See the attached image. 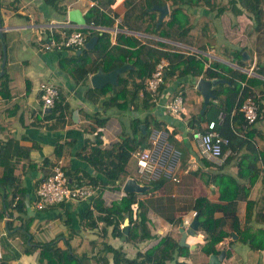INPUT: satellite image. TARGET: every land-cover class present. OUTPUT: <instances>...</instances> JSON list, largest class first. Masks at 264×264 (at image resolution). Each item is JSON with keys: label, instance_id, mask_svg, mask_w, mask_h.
<instances>
[{"label": "crops", "instance_id": "1", "mask_svg": "<svg viewBox=\"0 0 264 264\" xmlns=\"http://www.w3.org/2000/svg\"><path fill=\"white\" fill-rule=\"evenodd\" d=\"M233 2L208 0V3L190 7L188 14L189 33L193 37L191 43L128 27L123 19L127 11L125 0H98L99 9L109 15L113 22L111 25H95L83 31L87 35L92 29L109 31L111 43H116L117 35L121 33L132 37L133 41L138 40L139 43L163 50H175L184 55L190 50L201 52L208 57L207 63L216 60L232 70L241 71L264 82V0H260L263 14L258 27L247 10L233 12V7H240L239 3ZM164 4L167 5V13L159 20L161 11L158 5ZM173 6L171 0H163L154 3L151 12L159 23L169 17ZM210 6L215 10H209ZM219 7L223 10L217 12ZM72 8H79L85 17L90 8L89 0H0V147L1 151H4L0 155V175L5 164L8 166L9 162L14 164L16 175L15 181L5 186L0 180V264H46L41 254V245L52 242L60 248H72L82 257L83 264H116L105 246L106 243L121 246L127 256L133 257L137 251L143 252L155 245L160 236L167 233L179 239V223L173 224L169 220H191L194 216L192 211L196 197L204 196L216 202L219 199L218 186L208 181L207 173L221 165L204 163L193 139V131L198 126L195 122L196 125L190 123L192 117L196 119L203 104L202 95L195 86L199 77L195 80L174 78L164 81V89L155 94L154 108L135 107L132 104L125 108L109 105L104 98L110 84L115 80L104 81L98 86L93 85L92 79L99 70L77 81L71 74L75 50L70 47L44 50L42 47L50 29L57 38H61L63 31L79 27L74 21H66L68 10ZM116 16L121 17L119 23L115 22ZM145 19L152 20L148 16H145ZM130 24L132 25L131 21ZM155 41L164 42L170 47L155 44ZM124 42V48L134 47L130 42ZM2 43L5 44L6 51L3 72ZM244 51L249 55L248 59H243ZM90 55L92 59L100 58L96 52H91ZM252 63L254 69L249 74L247 70ZM130 67V63L125 62L109 72L118 69V73H124ZM224 74L236 78L234 74ZM42 81H50L58 87V103L62 105V109L42 105L38 89ZM262 88V83L254 86L252 94H258ZM179 91H183L185 107L179 114H173L168 105L173 93ZM139 96L141 97L142 93ZM222 98L223 95L217 101ZM49 112L52 114H47ZM94 116L103 117L104 123L98 126L96 131L88 132L87 127ZM146 116L160 122L158 127L150 124L149 132L152 128L165 129L168 132V140L181 150L177 170L181 180L175 183L163 178L157 185L152 186L153 192L162 194L154 195L150 200L152 204L147 203L148 215L154 221V225H149L155 234L138 245L126 242L120 237H113L110 227L106 231L103 229V222L97 219L96 208L110 205L119 199L124 193L123 186L107 181L104 175L90 169L89 163L82 155L90 152L91 148L85 145V141H92L97 131L101 147H110L112 143L129 136L134 118ZM204 122L200 120L198 124ZM234 129L239 137L233 141L234 156L225 160L220 170L233 176H236L239 170L249 174L244 168L254 163L261 172L246 198L253 202L250 217H246L247 202L244 198L235 202L236 226L233 225L229 209L225 212L221 209L214 212L215 217H221L223 213L227 215L222 229L228 234L215 244L220 250L211 253L218 254L222 249L225 250L224 258L219 264H264V248H250L248 242H243L237 233L243 230L245 223L248 224L250 232L264 229V165L259 155V151L264 148V114L257 125L242 123L241 126L237 120ZM58 143L63 145L59 155L55 150ZM241 157L243 161H240ZM57 160L62 161L63 169L74 184L76 180L72 176L78 173L76 170L90 169L91 175L98 178V193L94 198L97 197L100 202L96 208L93 198L68 200L46 206L37 204L36 189L39 180L52 171ZM130 160L132 159L129 158L128 163ZM240 166L242 168H239ZM248 176H241L239 181L246 183ZM136 197L144 199L140 194ZM158 200H161V203ZM19 201H22L23 205L20 203V208L17 209L15 203ZM157 204L164 213L157 209ZM88 209H92L93 214L85 218L83 214ZM158 215L161 219L162 215L166 216L163 225H159ZM93 220L96 224L90 225ZM173 229L179 233L175 235ZM209 239L210 235L201 229H197L194 235H187L186 246L189 253L180 255L177 259L188 264H210L209 255L201 251V247ZM254 240L264 242V235L258 234Z\"/></svg>", "mask_w": 264, "mask_h": 264}, {"label": "trees", "instance_id": "2", "mask_svg": "<svg viewBox=\"0 0 264 264\" xmlns=\"http://www.w3.org/2000/svg\"><path fill=\"white\" fill-rule=\"evenodd\" d=\"M162 1L163 0H125L127 11L123 18L124 24L128 27L131 26V28L134 29L152 32L169 39L191 43L193 37L189 33L190 17L188 10L190 7H196L205 2L208 3V0H171L174 6L171 8L169 17L158 23L155 14L151 12V7L154 3ZM233 1V4H240V7H233V12H240L242 9L247 10L253 16L256 26L258 27L261 24L263 9L260 5V0ZM209 10L212 11L215 10V8L210 6ZM221 10H223L222 7L217 8V12ZM145 16L150 17L152 20H146ZM85 19L88 25L92 22L93 27L95 25H111L113 22V19L99 9L98 5L89 8L85 13ZM206 26H208V24H206ZM84 30H86V28H84ZM93 35L97 36L93 48L75 50V56H72L73 65L71 74L75 80L80 81L86 78L89 73H94L98 70L109 72L112 68L121 66L125 62L130 63L131 67L124 73H118L115 82L110 84L109 90L106 91L107 95H105L104 99L112 106L125 108L132 104L135 107L154 108L156 105V97L146 89V79L150 76L156 62L162 56L167 57L169 60V64L165 70L164 81L174 78L179 80L191 78L195 80L200 76L208 78H225L226 81L212 87L214 97L210 98L204 111L199 112L196 119L194 117L191 118L190 123L192 125L197 124L199 127L200 125L198 123L200 120L217 121L218 113L224 111L226 113V118L220 126V129L221 132L230 139L229 145L223 147V150H226V148L230 149L225 160L234 156L233 150L235 149V144L233 141L235 138H239L234 129V123L237 120L240 122L241 126L242 123H245L244 115L239 111V107L243 99L250 93H253L252 90L254 86L260 83L264 86L263 81L254 76H247L241 71L232 70L227 65L216 60H212L207 64L208 57L201 52L184 55L175 50H163L146 43H139L138 40H134V42L132 37H128L121 33L117 35L116 43H111L110 32L106 30L100 31L92 29L88 33L87 39ZM124 41L130 42L134 47L124 48L122 46V43H125ZM155 42V44L170 47L164 42ZM91 52L98 53L100 58L92 59L90 55ZM223 71L234 74L236 78L226 76ZM164 87L165 85L162 83L159 90L161 91ZM140 93H142L141 97L139 96ZM221 95H223V98L217 101ZM254 95L259 105V114L263 115L264 88H262L258 94L254 93ZM58 101L59 98L56 99L52 108L62 109V105L58 103ZM210 109L213 110L212 113L208 112ZM233 109L235 110L234 113H232ZM47 114L51 115L52 112ZM152 118L151 116L134 118L132 120L129 136L122 141L112 143L110 147H101V140L97 131L92 141H85V145H89L91 150L83 154L82 157L89 163V168L104 175L108 179L107 181L121 185L127 176L125 168L131 156V151L148 145V126L150 124L156 127L160 126V122L155 119L152 120ZM103 123V117L94 116L93 121L89 124V127H87L88 132L96 131V128ZM141 123L146 124L145 133L141 130ZM251 132L254 131L251 130ZM62 146V143H58L55 147L58 155L62 151ZM1 153L3 154L4 151H1L0 147V155ZM259 153L264 165V148L260 150ZM202 159L205 164L211 165L210 161L204 158ZM4 160L7 162L6 157ZM240 161H243V157H241ZM240 165L242 164L240 163ZM221 166H216L214 167L215 169L207 173L208 181L218 186V201L216 202L204 196H199L194 199L193 205L197 213L196 215L199 218L198 229L210 235V239L201 247V251L207 255L211 252H218L220 249H217L215 244L228 234L222 229L227 215L223 213L221 217H215L214 212L218 209H221L223 212L229 209V213H232L231 218L233 225L236 226L237 218L234 212L235 202L239 198H247L253 182L261 172V169L257 168L253 163L252 166L248 165L247 168H244L247 169L249 174H244L243 171L239 170L237 171V175L233 176L220 170ZM239 168H242V166ZM90 169L76 170V173H78L72 174V178L75 177L77 185L90 184L97 186L99 180L97 177L91 175ZM244 175H249L246 183L239 181V178ZM15 179L14 164L9 162L8 166L5 164L3 173L0 175V180H2L1 183L5 186L8 183H13ZM162 179L163 178H160L150 183L152 186H155ZM70 184L74 183L70 181ZM140 193L142 192L124 191L119 199H116L110 205H102L99 208H96V205L100 200L97 199V197H91L95 199L94 206L98 211L97 219L103 222V229L105 231L110 227V234L113 237H120L124 241L132 244H137L145 239L151 238L153 234H155L152 232L149 225L150 217L148 215L147 203L144 199L136 197ZM134 202L137 203L135 215L132 208ZM246 202V217H250L252 214L253 202L248 199H246ZM20 203L23 205L22 201L15 203L17 209L20 208ZM92 214L93 210L88 209L83 215L86 218ZM125 217L129 219V228L126 233L124 232L125 226H121ZM262 218L264 220V213L262 214ZM169 221L173 224H178L181 222V219L175 218ZM95 224V220L90 223V225ZM237 233L243 242H248L250 248L256 250L264 248V242L257 240L256 242L254 240V237L258 234L264 235V229L261 228L258 231L250 232L248 224L245 223L243 230ZM105 246L109 252H111L116 264H188L185 261H179L177 259L180 255H187L189 253L188 247L179 244V239L170 233L160 236L155 245L143 252L137 251L136 255L133 257L127 256L121 246H114L109 243H106ZM41 254L46 264H83L82 257L76 254L72 248H60L54 246L53 242L41 245Z\"/></svg>", "mask_w": 264, "mask_h": 264}, {"label": "built area", "instance_id": "3", "mask_svg": "<svg viewBox=\"0 0 264 264\" xmlns=\"http://www.w3.org/2000/svg\"><path fill=\"white\" fill-rule=\"evenodd\" d=\"M95 5H98V0H89L90 7ZM66 21H70L68 14ZM120 21L121 17L116 16L115 22L119 23ZM92 24L90 22V25H88L85 22L84 24H79L78 28L69 31L65 30L61 38H57L50 29L42 42V47L44 50H50L53 47H70L73 50L85 48V43L88 39L83 29L93 27ZM193 53L199 52H193L192 50L186 52V54ZM168 64L169 60L167 57H160L150 76L146 79V89L151 94L155 95L159 92V88L164 82L165 70ZM253 69L254 63L249 66L248 73L250 74ZM38 89L42 105L44 107H52L60 95L58 87L50 81H42L39 83ZM168 107L173 114H179L184 109V95L182 91L173 93ZM239 111L243 113L247 125H257L261 120L259 105L255 99V95L252 93L243 99ZM234 112L235 110L233 109L232 113ZM225 115L224 111H220L217 121H205L193 131V139L199 155L214 165H221L230 151L229 148L223 150L224 146L229 145L230 139L220 129L226 118ZM130 158L134 162L136 176L144 182H151L160 178L170 179L175 183L181 180L177 173L181 160V150L168 140V132L165 129L152 128L148 134V145L131 151ZM128 178L129 176L127 175L125 180ZM97 188V186L90 184H70L69 177L63 169L62 161L57 160L52 167V171L48 175L42 176L39 180L36 189L37 204L39 206H46L68 200L91 198L97 195ZM132 208L135 215L136 202L132 204ZM192 214L196 215V210H193ZM191 220H181L183 227H188Z\"/></svg>", "mask_w": 264, "mask_h": 264}, {"label": "water", "instance_id": "4", "mask_svg": "<svg viewBox=\"0 0 264 264\" xmlns=\"http://www.w3.org/2000/svg\"><path fill=\"white\" fill-rule=\"evenodd\" d=\"M158 9L161 11L160 19L163 18V16L167 13V5H158ZM68 17L71 21H74L76 24H84L86 22V19L84 15L81 13V10L79 8H72L68 10ZM2 34V26H1V21H0V35ZM97 40V36H91L85 43V48L91 49L93 48L95 42ZM3 46V56H2V62H1V72H3V66L6 61V51H5V44L2 43ZM246 54V57H245ZM249 55L244 51L243 52V59H248ZM99 71V70H98ZM118 74V69H115L112 72H98L92 79L93 85H101L104 81H114L116 76ZM224 79L220 77H213V78H206V77H199L197 82H196V89L201 93L202 98H203V104L201 107V111H204V108L207 104V102L210 100V98L214 97V93L212 92V87L216 85L219 82H223ZM141 130L143 133L146 132V124L141 123L140 125ZM70 181V179H69ZM123 190L124 191H135V192H144L145 191V186L135 182L134 180L128 178L123 184ZM124 227V232L126 233L129 228V219L128 217H125L124 222H123ZM199 226V218L197 215H194L189 226L184 228L182 225V221L179 222L178 224V231L181 233L180 238H179V244L181 245H188L186 242V237L187 235H194L196 233V230L198 229ZM225 255V250L222 249L218 254L217 253H211L209 254V263L210 264H219Z\"/></svg>", "mask_w": 264, "mask_h": 264}, {"label": "rangeland", "instance_id": "5", "mask_svg": "<svg viewBox=\"0 0 264 264\" xmlns=\"http://www.w3.org/2000/svg\"><path fill=\"white\" fill-rule=\"evenodd\" d=\"M187 95L189 96L190 93H187ZM212 109H210L208 112L212 113ZM127 175L129 176L130 179L134 180L137 183H140L142 185L145 186V191L143 193H140V195L144 196V199L146 201V203L148 204H152L150 202V200L154 197V195L157 196H162V194H160L159 192H153L152 190V184L149 182H144L143 180L139 179L136 176V170L134 169L133 166V160H130V162L127 165ZM159 203H161V200H158ZM157 207V209L161 212L164 213V211L161 209V206L159 204L155 205ZM162 219L160 217V215L157 216V221L159 223V225H163V221L165 220L164 218L166 217L165 215H162ZM149 222L154 225V221H152L151 219L149 220ZM172 232L176 235L179 232H177L175 229L172 230ZM138 245H140V242L138 243Z\"/></svg>", "mask_w": 264, "mask_h": 264}]
</instances>
